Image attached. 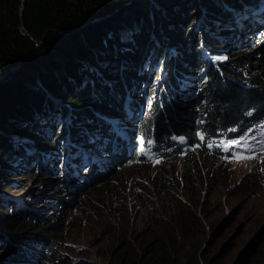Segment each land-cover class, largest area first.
<instances>
[{"label": "trees", "instance_id": "trees-1", "mask_svg": "<svg viewBox=\"0 0 264 264\" xmlns=\"http://www.w3.org/2000/svg\"><path fill=\"white\" fill-rule=\"evenodd\" d=\"M255 1L0 0V74L31 51L23 64L8 73L0 85V147L12 146L23 133L33 135L37 117L42 121L51 108L65 117L61 118L63 121L79 119L90 127L95 126L91 119L96 111L111 114L121 110L126 92L132 89L131 79L146 71L139 61L147 49L153 48L152 42L162 36L172 38L177 47L176 73L185 76L180 72L188 66L186 69L191 74L189 65L199 70L200 39L204 37L205 43L212 42L209 39L213 29L226 32V27L218 25L242 21L245 9ZM106 13L109 14L88 22L89 18ZM213 44L222 47L220 43H212L210 48ZM253 51L241 53L246 63L253 61L259 67L250 76L249 84L238 71V64L228 60L221 65L223 76L216 73L207 88L199 91L209 100L206 113L210 129L217 125L232 126L245 118L244 113L250 106L255 107L256 115H264V54L258 57ZM183 60L187 65H181ZM65 92L69 93L66 104L56 106V98ZM171 121L172 129L180 131L173 117ZM60 124L63 129L65 123ZM13 131L16 136L11 139ZM73 133H76L74 128ZM36 140L40 148L53 147L49 140ZM17 149V160L25 170L23 152L27 147ZM185 168L183 176L173 168L163 170L154 179L147 170L141 180H136L142 187L123 184L124 169L108 170L99 177L91 174L97 188L85 184L81 193L72 195L73 199L68 197L71 203L64 201L62 206H67V211L77 208L84 213L88 209L87 213L96 221L103 220L101 226H108L114 232L118 246L105 256L107 264H221L218 263L221 254L212 257L211 249L202 248L201 241L202 231L207 227L204 220L211 226L206 211L208 199L203 197L206 178L212 179L219 168L209 156L200 164L191 160L185 163ZM251 180L250 189L261 186V178L253 176ZM105 185V189H100ZM129 193L142 207L151 208L152 218L147 223L155 226L157 232L130 220ZM3 208L2 228L9 230L10 235L36 233L51 239L60 232L61 215L37 225L31 216L21 220L0 205V210ZM0 240L7 244L1 251L6 257L11 253V243L4 235H0ZM251 251L254 253L250 256L244 254L251 259L248 264H264V241L255 243Z\"/></svg>", "mask_w": 264, "mask_h": 264}, {"label": "rangeland", "instance_id": "rangeland-1", "mask_svg": "<svg viewBox=\"0 0 264 264\" xmlns=\"http://www.w3.org/2000/svg\"><path fill=\"white\" fill-rule=\"evenodd\" d=\"M260 3L264 6V0H260ZM248 9L252 10L250 7ZM249 13L250 12H248L247 15ZM262 13L264 15V12ZM89 19L97 20L100 19V16L91 17ZM244 21L248 25L253 22L252 18L248 17H245ZM220 26L221 24L218 25V27ZM218 29L220 28H216V31ZM153 36L156 37L157 34H153ZM165 40H168V42L163 48L165 43H160ZM242 41L245 42L246 40ZM170 44V39H164L163 37H160L152 42L150 46H153L154 49L151 48L149 51L147 49L145 55L143 56V60L141 59L139 62L142 64L143 68H156V70L152 71L151 75L146 71L139 73L138 80L135 82L136 85L132 86V88L146 87V82H155V74L158 71H162L164 65L167 64V49ZM240 48L241 49L234 52L233 46H230L229 48L224 46L218 50L217 53L220 57H227L229 60H233L235 63H240V65H242V63H246L247 60L242 57L241 53L250 49L254 50V53L255 47L251 46L249 48L248 46H241ZM154 50L155 52H153ZM122 61L123 59H120V62ZM252 62L253 61H249L248 63L250 64L246 63V66L242 65L241 67L246 70L247 76L255 75L259 71V67L255 66ZM175 71L177 72V70ZM132 81L133 79H131V82ZM68 95L69 93L67 92L60 94V97L56 98L58 99L56 106L65 105L67 102L66 100H68L69 97ZM53 114L54 119L52 126H55V109H49L47 117L52 120L51 117ZM58 114L61 113L58 112ZM62 117L65 118L64 116ZM166 117L168 116L164 115L151 118V120L153 122H158L167 120ZM38 119L39 118L37 117L33 124L35 127L33 135L23 133L19 139H15L12 146L0 147V205L2 207H10L11 205L9 199L2 197V193L4 192L8 196L13 195L23 201L37 202L34 207L41 210L42 214H45L47 218H50L54 214L49 215L52 210H46L49 205L43 200L39 192L49 191V195L56 194L57 196L62 197H65V192L60 191V188H56L51 191L53 187H49V185L51 184L50 178L52 176H45L43 172L42 174L37 173V166L35 170V168L29 167L26 162L23 164L26 169L23 170L21 163L17 160V148L19 146L24 148L27 144L32 145L28 146V151H24L23 153L26 158H35L36 156H31L32 153L30 152V149H36L38 146V142L35 137L37 135V137H42L52 141L53 147L51 152L53 154L55 153V156H58L60 148L66 146L68 143V135L63 134L62 131L58 133L57 136L62 138L59 139L61 143L56 144L58 139L55 133L46 131L48 128L45 123L46 117H43V121H38ZM51 120L50 122H52ZM77 121L74 120V123ZM41 125L44 127L40 128ZM82 125H84V123L80 120L78 126L76 123L74 124V126L77 127H81ZM64 128H66V126ZM54 131L56 132V130ZM14 132L15 131L11 134V139L15 138ZM45 132H47V135H45ZM32 152L37 153L35 151ZM39 160L41 161V168L49 165L47 162V156H42ZM29 171H31V173ZM251 171H253V169H251L248 164H244L240 169H219L218 174H214L213 178L210 179L209 184L207 185L208 201L206 204V211L208 213V221L211 226H207L205 230L202 231L201 241L202 248L208 250L211 249L212 257L221 254L220 262L216 260L218 263L238 264L239 262H242L243 264H248L251 260L248 257L254 253V251L252 252L251 250L255 243L259 244L264 241V185L250 190L243 189V187H245L249 182L253 181L248 178V173ZM126 178L127 176L122 178L123 184H127L125 181ZM54 184L55 182L52 183V185ZM105 188L106 185L100 189ZM91 192L93 194L95 193L94 191ZM98 192L100 193L101 190ZM97 196L98 195L96 194L95 197ZM35 198H39V200H36ZM163 201L165 202L166 200L164 199ZM20 207L22 209L25 208V206ZM84 210L85 213L75 210H70L64 213L60 220L61 225L58 227L60 228V232L56 234L54 238L63 241L57 245L62 249H65L63 251V254L66 256L65 261H71L74 255L78 258L77 264H107L105 256L113 253L118 246V242L114 236L115 234L110 230V227L100 225L103 220L99 219L96 221L91 214L87 213L88 209ZM1 212H4V208L0 210V213ZM129 213L130 220L137 223L138 226L150 229L152 232H157L155 226H151L147 223L152 218L150 207H142L140 202L134 201ZM0 220L2 223L0 224L1 235L2 231L8 232L9 230L5 231L2 228V225L5 224V217L3 215H0ZM124 220H126V217H124ZM204 224H207V221H204ZM12 238L16 239L12 243L22 245L23 241H19L20 238L16 233L12 234ZM67 244L71 246L72 249H69ZM3 248H5V245L0 246V261L2 259L1 251ZM244 254L249 256H244ZM55 264H59V261L56 260ZM63 264H74V262L71 261Z\"/></svg>", "mask_w": 264, "mask_h": 264}, {"label": "clouds", "instance_id": "clouds-1", "mask_svg": "<svg viewBox=\"0 0 264 264\" xmlns=\"http://www.w3.org/2000/svg\"><path fill=\"white\" fill-rule=\"evenodd\" d=\"M162 37L164 39H170L171 41L170 47L177 48L173 44L174 40L172 38H170L167 35L162 36ZM164 42L167 43L168 40H165L160 44H163ZM166 43L163 45V48L166 45ZM214 47L216 46L214 45ZM237 64L240 67H242L240 63H237ZM241 72L243 74V77L246 78L244 79V81H247V83L249 84V82H251L250 76H247L246 70L244 69H242ZM131 83H132V86L135 85L133 82ZM138 89L139 88L137 87L134 90V92L125 94V100L122 103V106L125 104L127 98L128 100H133V101L135 99L140 102L145 101L144 99L145 93H149V94L153 93L155 97H158L159 91H155V90L153 91V89L150 90L148 88L147 90L145 89L144 91L141 89L140 91H138ZM161 99H164L163 95L161 96ZM204 109L206 112V107H204ZM173 111L175 112L172 113L170 111V113L167 114L168 120H162L154 125L148 124V125L134 129L136 130L137 134L130 142L134 143L136 141L137 135L140 134L141 136L147 137L148 139L155 138L156 140H158V142H163L164 144L167 141L169 142L173 137H176V136L178 137V135L181 134L180 135L182 139L181 143H184L183 144L184 147L176 146L175 153H172V155H170L169 158L164 159L159 164H152V162L157 158V157H154V160L150 159L148 160L149 161L148 163H144L143 165L130 164V162L127 163L126 165H122L124 159H126L128 156L127 153L129 150L127 148L133 147V146H125V141L120 143L119 146L121 147V149L119 148L120 150H118V152L114 151V148H112L114 146H110V145L108 147L109 150L104 151L106 143L103 144L99 137L96 138L94 136L95 134L94 130L98 126H101V129L103 130V129H106V128H103V126L108 125V124H103L104 120L106 122V118L105 117L102 118V116H100V114H102L101 112L96 111V113H94V117L91 119V121L95 124V126L93 127H90L89 125L86 124L85 121H82V120L80 121L84 123V125H82L81 127H77L79 125V121H78L77 126H70V120L66 119L64 120L65 122L61 120V116L57 115L58 114L57 111H55V115H56L55 116V120H56L55 126H52L54 114L52 117V122H50V118H48L46 115L45 123L48 126L46 131L55 133V131L54 132L51 131V126L53 128L55 127L56 129L55 135L58 139V141H56L57 142L56 144H60L61 142L59 141V139L62 138V137L57 136L58 135L57 131L61 127L60 123H63L62 126L65 123L63 128L66 126V128L64 129H67L68 132L64 133L63 132L64 129L62 128L60 129V132L62 131L63 134L68 135L67 145L74 146L73 148L70 147V150H67V147H66L67 145L60 148L58 156H55L56 157V167H57L56 170L59 167V163L62 161L64 160L69 161V160H75V159L80 158V162H78V164L75 167L69 165L68 162L66 164L64 162L61 169H64L65 175L61 178L59 174L57 173L55 177L50 178L51 184L53 182L58 184V182L60 181L62 182L60 183V187H61L67 181L68 182L71 181L72 187H65V189H67L64 193L65 197L59 196L60 199L56 200L57 204H55V207L50 206L51 205L50 203L52 202L48 201L51 195H47L45 192L44 194H42L44 196L40 195L43 198V200L49 205V207L46 210H49L50 208H52V212L49 215L51 214H54V215H52L50 218H47L45 214H42L41 210L36 209L34 207V205H36L37 202L23 201L22 199L18 197H14L13 195L8 196L6 193L3 192L2 197L5 199H9L11 203L10 207H7V206L5 207L10 209L12 214H14L16 217H18L21 220L26 215H29L37 223V225L46 224L49 219H54L58 215H61L62 217L64 213L67 212V210H65L67 206L65 205L62 206V203L64 201H69L70 199L68 197L72 198V195L81 193L84 190L83 186L85 184L88 183L92 185V188H97L96 183L92 182L91 180V174H94L96 177H99L101 174L105 173V171H108V170H109L108 172H111V171H114V169L116 168L124 169L125 170L124 176H127L126 182L128 183V186L129 187L133 185L136 186L137 184L141 186L139 183L136 182V180L137 179L141 180V177L147 170L151 172L152 179H154L157 175H159L163 170L165 169L171 170L173 168L176 170L177 174L183 176L186 171L185 163L191 160H196L200 164L204 162V158L206 156H209L210 158L214 159L215 167L221 170H225L226 168H228L229 170H234L237 168L240 169L244 164H248V166H250V168L253 169V171L248 173V178L251 179V177L253 176L259 177L261 178V186L264 185V151L255 153L253 155L252 154L249 155L247 152L243 150L239 152L238 157L242 156L244 157V159H237V157L234 155V152L232 150H228L225 152L223 151L224 141L223 143H221V142H216L212 139L215 136V134L221 130H223L226 133L225 131L226 129L232 128V129H235L239 134H241L247 131L250 127H253L259 124V128L257 130H253L252 134L248 137V139L252 140L254 143H256V145H264V115L262 116L256 115L255 114L256 110L254 106L248 107L244 113L245 118H240L239 120L234 122L232 126L217 125V127L213 129H210L208 127L209 124L207 120V116H208L207 113L205 117H202L204 120L202 124H191L190 123L187 126H183L182 124L177 123V121L175 120V118L179 116L182 112L179 111V109H173ZM136 115H139V113H136ZM171 117L174 118L175 123H176V128H180V131H177L176 129H172ZM179 117H182V116H179ZM47 119H49V122H47ZM134 121L136 122V119H134ZM243 122H247L246 127L242 126ZM68 126L69 128H67ZM153 127L154 129H151ZM73 128L76 129V133H73ZM231 134L232 132L227 133V135H231ZM45 135H47V132H45ZM198 136L202 137L203 139L199 140ZM35 137L36 139L39 138V140L45 139L42 137H37V135ZM91 139H94V140L91 141ZM48 142H51L53 146L52 141H48ZM84 142L89 144V146L87 147V149L82 150V146ZM162 145H159L158 147L154 148V150L159 153L162 152L163 150ZM37 147H39V144ZM185 147L187 149H190V152H191L190 154L185 153ZM41 149L48 150L49 154L52 153L51 149L49 148H41ZM36 150H38V148ZM98 152H100L99 158H101V160L99 159L98 161L91 162L89 160V156L91 159ZM109 157L113 159H109ZM102 160H106V161L103 162ZM183 161H186V162L183 163ZM54 163L55 161H53V167L55 170ZM64 164L66 165V167H64ZM162 166H166V167L161 169ZM36 172L39 174H42L43 168L38 171L36 170ZM144 179H147V178L144 177ZM209 181H210V177L206 178V188L204 190V195H203V197H206V198H207V194H206L207 185L209 184ZM250 187L251 186L249 182L245 187H243V189H250ZM14 198L17 199L18 202L15 200L17 204L13 202ZM35 199L39 200V198H35ZM134 201L136 202L137 199L135 198L133 199V195L129 193L128 203H129L130 208L132 207V204ZM69 203H71V201H69ZM20 206H25V208L22 209ZM74 210L78 211L77 208H74ZM207 226H210L208 225V222H207ZM1 235H4L5 240L11 243V246L9 245V248H11V253L9 255H6V257L2 256L0 264H55L56 260L59 261V264L69 263L71 261H73L74 264L78 263V260H77L78 258L74 255L71 261H65L66 256L63 254V251L65 249H62L61 247L57 245L63 241H60L56 238L48 239L42 236V234L28 233L27 236L18 235V237L20 238L19 241L20 240L23 241L22 245H19V244L12 243L14 240H16L12 238V234L10 235L9 233L2 231ZM5 244L6 242L4 240H0V246L5 245ZM67 247L69 249H72L71 246H69L68 244H67Z\"/></svg>", "mask_w": 264, "mask_h": 264}, {"label": "water", "instance_id": "water-1", "mask_svg": "<svg viewBox=\"0 0 264 264\" xmlns=\"http://www.w3.org/2000/svg\"><path fill=\"white\" fill-rule=\"evenodd\" d=\"M107 14H109V13H106V14H103V15H101L100 16V18H103L104 16H106ZM90 21H95V20H91V19H88V22H90ZM66 31V30H65ZM41 42L39 43V45H38V47H40L41 46ZM34 50H36V49H34ZM31 52V51H30ZM30 52H27V53H25L15 64H12V65H10L9 67H7V68H5L2 72H1V74H0V85L3 83V82H5L6 81V75L8 74V73H10V72H12L13 70H15L16 68H18V67H20L22 64H23V62L25 61V58L27 57V54H29Z\"/></svg>", "mask_w": 264, "mask_h": 264}, {"label": "bare ground", "instance_id": "bare-ground-1", "mask_svg": "<svg viewBox=\"0 0 264 264\" xmlns=\"http://www.w3.org/2000/svg\"><path fill=\"white\" fill-rule=\"evenodd\" d=\"M188 66H184V68H183V71L181 72L182 74H184L185 76H188V75H190V73L187 71V68ZM206 70V69H205ZM169 72V71H168ZM180 73V74H181ZM186 73V74H185ZM189 101H192V99H190ZM96 110V109H95ZM53 117V116H52ZM51 117V118H52ZM62 119H65V118H63V117H61ZM51 120V119H50ZM52 121V120H51ZM150 122H152V120H151V118H148V119H145V120H143V123H150ZM77 125H78V122H75ZM74 120H70V124H72V125H70V126H74ZM51 131H54V128L51 126ZM84 136V135H83ZM213 140H214V138H212ZM218 142H221V143H223V141L222 140H217ZM143 145H147V144H143ZM157 145V142L155 141L154 142V144H153V147H155ZM32 149V148H31ZM109 150V148H104V151H108ZM33 151H35V152H37V150H35V149H33ZM138 150L137 149H135L133 152H132V154H136V152H137ZM186 161H183V163H185ZM23 169V168H22Z\"/></svg>", "mask_w": 264, "mask_h": 264}, {"label": "snow or ice", "instance_id": "snow-or-ice-1", "mask_svg": "<svg viewBox=\"0 0 264 264\" xmlns=\"http://www.w3.org/2000/svg\"><path fill=\"white\" fill-rule=\"evenodd\" d=\"M218 59H227V57H220ZM237 159H244V157L240 156V157H237Z\"/></svg>", "mask_w": 264, "mask_h": 264}]
</instances>
